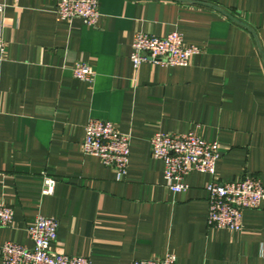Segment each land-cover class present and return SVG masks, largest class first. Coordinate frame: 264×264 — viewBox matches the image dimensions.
<instances>
[{"label": "crops", "instance_id": "crops-1", "mask_svg": "<svg viewBox=\"0 0 264 264\" xmlns=\"http://www.w3.org/2000/svg\"><path fill=\"white\" fill-rule=\"evenodd\" d=\"M95 26L62 20L58 0H0V202L14 221L0 244L31 248L38 215L59 221L52 250L91 264L161 258L178 264H264V200L241 229L207 225V185L246 176L264 185V0H98ZM183 33L201 51L188 66L130 60L136 32ZM90 63L92 82L74 77ZM91 117L131 140L126 178L82 150ZM194 131L219 143L216 174L166 186L152 156L157 132ZM56 179L42 194L44 177ZM0 264H4L0 260Z\"/></svg>", "mask_w": 264, "mask_h": 264}, {"label": "built area", "instance_id": "built-area-1", "mask_svg": "<svg viewBox=\"0 0 264 264\" xmlns=\"http://www.w3.org/2000/svg\"><path fill=\"white\" fill-rule=\"evenodd\" d=\"M98 0H58L54 9L62 20L80 18L90 26L99 20ZM0 3V12L4 10ZM6 43L0 35V67ZM201 51L198 45L187 44L182 32L170 31L164 36L136 32L131 44L130 60L134 67L144 62L168 66H188L193 56ZM75 78L92 82L94 67L84 61L72 69ZM151 153L163 162L166 186L178 193L188 188L185 176L191 171L216 174L220 158L219 143L207 141L194 131L184 133L157 132L150 138ZM82 150L86 155L98 157L101 162L115 169L119 180L126 178L130 161L131 140L120 132L112 121L91 117L85 127ZM56 179L46 176L42 194L54 193ZM208 192L207 225L237 231L242 227L244 211L257 208L264 200V185L258 176H246L228 182L213 180L206 187ZM14 221L12 206L0 202V226ZM59 221L55 217L38 215L27 227L33 241L31 248L15 242L0 244V260L4 264H91L84 255H68L52 250L58 235ZM131 264H178V257L168 251L161 258L135 259Z\"/></svg>", "mask_w": 264, "mask_h": 264}]
</instances>
